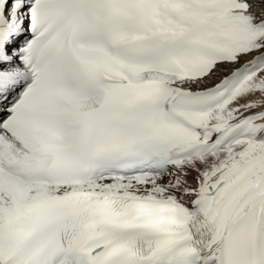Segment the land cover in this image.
Returning <instances> with one entry per match:
<instances>
[{
    "label": "snow or ice",
    "instance_id": "1",
    "mask_svg": "<svg viewBox=\"0 0 264 264\" xmlns=\"http://www.w3.org/2000/svg\"><path fill=\"white\" fill-rule=\"evenodd\" d=\"M0 264H264V0H0Z\"/></svg>",
    "mask_w": 264,
    "mask_h": 264
}]
</instances>
